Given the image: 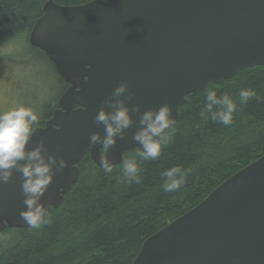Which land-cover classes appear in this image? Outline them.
Segmentation results:
<instances>
[{"label":"water","instance_id":"obj_1","mask_svg":"<svg viewBox=\"0 0 264 264\" xmlns=\"http://www.w3.org/2000/svg\"><path fill=\"white\" fill-rule=\"evenodd\" d=\"M28 44L41 51L69 87L29 147L45 140L48 154L67 167L56 172L41 199L57 208L77 182L85 156L112 167L133 140L140 113L123 140L107 153L89 147L92 132L104 135L95 116L122 82L129 105L143 112L167 103L178 121L187 95H200L238 72L264 66V0H92L79 6L47 1ZM110 110V109H108ZM21 175L0 185V233L29 228ZM131 264H264V155L226 179L199 204L149 236Z\"/></svg>","mask_w":264,"mask_h":264},{"label":"trees","instance_id":"obj_2","mask_svg":"<svg viewBox=\"0 0 264 264\" xmlns=\"http://www.w3.org/2000/svg\"><path fill=\"white\" fill-rule=\"evenodd\" d=\"M47 1L79 6L92 0H0V42L25 35L28 44V35ZM27 51L32 58L38 54L50 64L63 93L69 86L52 63L29 44ZM241 88L256 93L246 104L239 101ZM207 89L233 97L237 111L230 126L212 121L210 114L207 120L201 118ZM186 99L159 159L145 161L134 152L124 153V159L137 160L141 183L123 179L122 164L106 173L85 155L77 164V182L62 203L48 212V223L38 230L7 228L0 233V237L12 234L0 245V264H131L149 236L264 155V66L240 71ZM54 109L56 105L47 106L44 119L34 128L44 127ZM172 166L182 168L184 183L175 192H165L161 174Z\"/></svg>","mask_w":264,"mask_h":264},{"label":"clouds","instance_id":"obj_3","mask_svg":"<svg viewBox=\"0 0 264 264\" xmlns=\"http://www.w3.org/2000/svg\"><path fill=\"white\" fill-rule=\"evenodd\" d=\"M128 83L122 82L112 92L111 97L103 102L95 116V122L104 127V135L92 132L89 147L101 145L102 153L113 148L117 139L125 138L126 130L133 125L131 113H140L138 129L133 140L139 145L136 150L141 160L153 161L161 157L162 146L171 139L174 123L171 108L165 103L158 109L149 108L140 111V105H129L132 99ZM256 95L252 88H241L239 101L246 104ZM205 105L200 112L201 118H210L227 127L233 123L237 105L228 92L217 94L214 89L206 90ZM110 109V110H108ZM38 115L33 109L24 106L13 107L0 112V185L10 182L13 172L21 175V192L24 195L25 208L20 217L31 229H40L49 222L48 208L41 202L42 197L52 183L56 172L63 171L67 162L54 154H48L45 140L40 139L35 147H29L34 135V125ZM100 165L106 173L112 172L111 162L102 154ZM135 158L122 160L121 173L129 183H141L140 172ZM162 188L165 192H175L184 183V172L180 166H172L162 172Z\"/></svg>","mask_w":264,"mask_h":264},{"label":"rangeland","instance_id":"obj_4","mask_svg":"<svg viewBox=\"0 0 264 264\" xmlns=\"http://www.w3.org/2000/svg\"><path fill=\"white\" fill-rule=\"evenodd\" d=\"M27 47L25 35L0 42V112L24 106L41 120L47 106L57 105L62 88L50 64L38 54L32 58ZM11 238L12 234L0 237V245Z\"/></svg>","mask_w":264,"mask_h":264},{"label":"flooded vegetation","instance_id":"obj_5","mask_svg":"<svg viewBox=\"0 0 264 264\" xmlns=\"http://www.w3.org/2000/svg\"><path fill=\"white\" fill-rule=\"evenodd\" d=\"M56 108H57V105H56ZM53 113V112H52Z\"/></svg>","mask_w":264,"mask_h":264}]
</instances>
